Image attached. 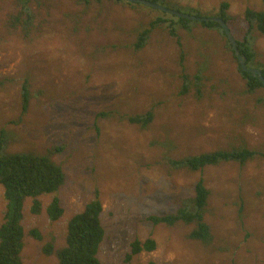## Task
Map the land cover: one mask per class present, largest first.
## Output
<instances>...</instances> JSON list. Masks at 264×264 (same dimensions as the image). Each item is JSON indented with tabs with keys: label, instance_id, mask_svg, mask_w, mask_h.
Listing matches in <instances>:
<instances>
[{
	"label": "rangeland",
	"instance_id": "obj_1",
	"mask_svg": "<svg viewBox=\"0 0 264 264\" xmlns=\"http://www.w3.org/2000/svg\"><path fill=\"white\" fill-rule=\"evenodd\" d=\"M79 1H27L34 19L25 24L33 28L24 35L23 18L16 16L19 0H0V127L13 136L7 149L49 152L65 173L57 192L64 209L60 219L52 221L45 213L52 195L39 197V213L30 212L31 198L25 200L23 264H58L54 253H44L43 244L50 237L55 247L64 244L67 219L95 197L105 231L100 264H264L263 156L242 165L221 162L202 172L210 189L205 213L210 241L188 238L191 226L183 222L146 219L174 212L176 200L190 196L201 175L165 165L164 152L181 158L220 146H245L264 153V87L245 93L239 63L217 29L186 30L175 16L133 1L89 0L86 10ZM224 1L227 13L240 18L229 28L241 39L244 30L238 32L236 23L247 9L262 10V0L156 3L216 15ZM160 18L166 24L133 51L135 29ZM171 30L179 39L167 33ZM252 33L254 57L264 63V33ZM182 70L190 77L200 75L204 95L197 97L194 86L180 93ZM25 83L29 100L22 112ZM151 107L154 118L145 129L118 117L95 119L101 110L128 115ZM3 210L0 184V221ZM34 228L42 240L29 233ZM135 238H153L156 248L128 260Z\"/></svg>",
	"mask_w": 264,
	"mask_h": 264
},
{
	"label": "trees",
	"instance_id": "obj_2",
	"mask_svg": "<svg viewBox=\"0 0 264 264\" xmlns=\"http://www.w3.org/2000/svg\"><path fill=\"white\" fill-rule=\"evenodd\" d=\"M27 1L29 0H19V10L16 15L19 20L23 18V28H25V24L32 25L34 19V13ZM151 1L162 2L163 0ZM262 1L264 3V0ZM79 3H83L86 10L88 6L87 3H90V1L80 0ZM168 6H172L173 9L179 10V5L175 4ZM228 6L229 3L225 1L222 2L220 4V10L216 15H205L193 9H190L188 13L203 17H221L231 28L230 21L233 19L239 20L240 18L229 15L227 13ZM175 17L180 22L181 27L187 28L186 30L193 31L192 26H199L204 29H217L225 39L226 46L230 49L232 55H234L231 44L227 40L221 26L216 21H193L182 17ZM159 24L165 25L166 21L162 18L155 19L147 26L135 29L136 33L132 44L133 51L137 52L147 44L152 32ZM33 26L36 28L35 25ZM236 26L238 32L242 29L244 30V34L241 39H238L235 34L233 36L238 43L239 50L247 57L246 65L248 67H253L252 63L254 60L256 61V59L254 57L255 51L251 44L254 42V37L256 36H254L252 32L257 31L259 33H264V8L260 11L247 9L240 23L237 22ZM32 28L33 27L25 28L24 35L29 33ZM167 33L179 39L178 35L172 30L171 32L167 31ZM183 56L180 54V62H182ZM256 66L261 69L264 75V63L256 61ZM238 70L246 81L245 93H247V90L252 92L257 87H263L257 77L243 71L240 66H238ZM181 77V94L188 93L191 87L194 86V92L197 97L204 95L205 84H203L199 74L190 77L188 73L182 70ZM21 98V111L25 112L29 100V92L26 83L22 87ZM102 117L126 119L145 129L148 128L152 122L154 113L152 107L143 112L128 115L123 113L117 114L115 111L107 109L101 110L95 115V119ZM8 131L7 128L0 127V184L3 187L4 197V210L0 221V264H23L21 251L23 249V238L25 236L22 224L25 200L31 198L32 203L30 205V212L39 213L42 208L39 197L42 195H52V199L45 207V213L52 221L60 219L64 209L57 196V192L65 182V173L61 164L57 162L49 152L31 150L9 151L7 146L10 144L13 136ZM159 142L160 140L157 142L154 140V143ZM59 149L60 148L57 147L56 151H59ZM255 156L264 157V153L256 149H249L245 146L225 148L220 146L214 150L200 153H188L181 158H172L164 152L161 158L165 165L172 169L201 172V175L194 183L192 194L176 200L178 205L174 212L162 215H149L146 219L153 224L166 223L168 225H173L183 222L191 226L187 234L188 238L203 242L210 241V226L205 220L210 189L205 184L202 172L207 166L217 165L221 162L236 161L242 165V163ZM101 210L102 205L97 197L89 200L81 211L73 214L67 219L64 244L55 247V238L50 237L49 241L42 246L44 253H54L58 264H100L98 251L105 236V231L100 220ZM29 233L36 239L42 240V235L38 229L34 228L30 230ZM155 248L156 242L153 238H147L145 240L135 238L130 243V252L127 253V259L129 260L132 256L142 251H152ZM142 264L156 263L150 260Z\"/></svg>",
	"mask_w": 264,
	"mask_h": 264
},
{
	"label": "water",
	"instance_id": "obj_3",
	"mask_svg": "<svg viewBox=\"0 0 264 264\" xmlns=\"http://www.w3.org/2000/svg\"><path fill=\"white\" fill-rule=\"evenodd\" d=\"M128 1L141 3L143 5L164 11L166 13L175 15L177 17H182V18H186L189 20H193V21H203V20L216 21L221 26V29L223 30L227 40L231 44V49L233 50V53H234V55H235V57L239 63L240 68L243 71H246V72L252 74L253 76L257 77V79L264 86V75H263L261 69H259L257 67H248L246 65L247 57L239 50L238 43H237L235 37L233 36L231 29L229 28L228 24L226 23V21L223 18L217 17V16H211V17L196 16L194 14H189V13L181 12L179 10L168 8L162 4L156 3V2L151 1V0H128Z\"/></svg>",
	"mask_w": 264,
	"mask_h": 264
},
{
	"label": "bare ground",
	"instance_id": "obj_4",
	"mask_svg": "<svg viewBox=\"0 0 264 264\" xmlns=\"http://www.w3.org/2000/svg\"><path fill=\"white\" fill-rule=\"evenodd\" d=\"M256 86V85H255ZM264 87V86H263ZM260 88V87H259Z\"/></svg>",
	"mask_w": 264,
	"mask_h": 264
}]
</instances>
